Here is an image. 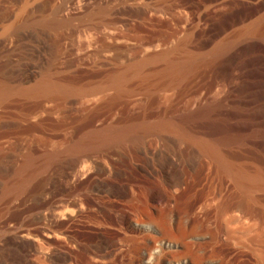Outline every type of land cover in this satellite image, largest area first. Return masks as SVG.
<instances>
[{
	"label": "rangeland",
	"instance_id": "1",
	"mask_svg": "<svg viewBox=\"0 0 264 264\" xmlns=\"http://www.w3.org/2000/svg\"><path fill=\"white\" fill-rule=\"evenodd\" d=\"M0 264H264V0H0Z\"/></svg>",
	"mask_w": 264,
	"mask_h": 264
},
{
	"label": "bare ground",
	"instance_id": "2",
	"mask_svg": "<svg viewBox=\"0 0 264 264\" xmlns=\"http://www.w3.org/2000/svg\"><path fill=\"white\" fill-rule=\"evenodd\" d=\"M177 183H178L177 181L174 182L175 185H176Z\"/></svg>",
	"mask_w": 264,
	"mask_h": 264
}]
</instances>
